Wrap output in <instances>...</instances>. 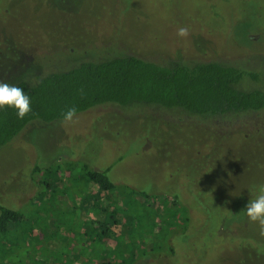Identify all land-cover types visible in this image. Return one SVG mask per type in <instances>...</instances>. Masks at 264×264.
<instances>
[{
    "label": "rangeland",
    "instance_id": "1",
    "mask_svg": "<svg viewBox=\"0 0 264 264\" xmlns=\"http://www.w3.org/2000/svg\"><path fill=\"white\" fill-rule=\"evenodd\" d=\"M117 51L240 62L260 76L241 85L259 86L264 0H0V102L18 79ZM259 116L108 102L30 121L0 146V205L31 228L9 239V263L89 264L128 249L131 264H264ZM80 162L113 189L98 190ZM100 221L111 237L97 239Z\"/></svg>",
    "mask_w": 264,
    "mask_h": 264
},
{
    "label": "trees",
    "instance_id": "2",
    "mask_svg": "<svg viewBox=\"0 0 264 264\" xmlns=\"http://www.w3.org/2000/svg\"><path fill=\"white\" fill-rule=\"evenodd\" d=\"M258 77L257 73L243 68L240 62L216 58L138 56L117 51L98 58L81 59L62 70L39 75L34 81L18 79L9 85L0 102V146L30 121L50 122L108 102H146L161 107H179L217 119L230 114L240 121L246 115L258 120L264 110V80L259 86L241 85L249 80L255 83ZM74 162H67L64 168L69 169ZM80 167L85 178L98 190L113 189L114 184L105 171L91 169L84 162H80ZM58 168L55 164V171ZM31 170V173L39 172L35 166ZM137 195L148 197L145 192H137ZM171 197V204H176L177 197ZM93 205L96 207L97 204ZM104 211L113 223L119 215L122 217L114 209ZM130 216L128 221L132 225L141 222L137 215ZM185 219L187 222V216ZM26 220L20 211L0 205V264H10L12 246L8 241L12 235L17 231L21 234L30 231ZM96 223L102 225L95 233L97 239L112 236V231L107 234L105 224ZM126 251L99 257L89 264H131L133 252Z\"/></svg>",
    "mask_w": 264,
    "mask_h": 264
}]
</instances>
